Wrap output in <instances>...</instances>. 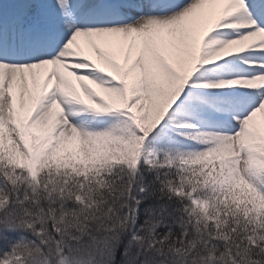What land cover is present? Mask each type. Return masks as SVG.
Returning <instances> with one entry per match:
<instances>
[{
    "label": "snow or ice",
    "instance_id": "obj_1",
    "mask_svg": "<svg viewBox=\"0 0 264 264\" xmlns=\"http://www.w3.org/2000/svg\"><path fill=\"white\" fill-rule=\"evenodd\" d=\"M258 114L264 0H0V264H264Z\"/></svg>",
    "mask_w": 264,
    "mask_h": 264
},
{
    "label": "rangeland",
    "instance_id": "obj_2",
    "mask_svg": "<svg viewBox=\"0 0 264 264\" xmlns=\"http://www.w3.org/2000/svg\"><path fill=\"white\" fill-rule=\"evenodd\" d=\"M85 83H88L91 87L96 88V85H92L89 81H86ZM77 87L79 88V86L77 85ZM82 92V90H80ZM257 119H264V117H260V115L258 114Z\"/></svg>",
    "mask_w": 264,
    "mask_h": 264
}]
</instances>
